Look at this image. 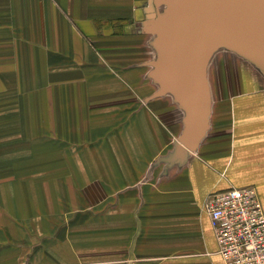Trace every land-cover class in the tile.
Masks as SVG:
<instances>
[{
    "label": "crops",
    "instance_id": "0c3cea01",
    "mask_svg": "<svg viewBox=\"0 0 264 264\" xmlns=\"http://www.w3.org/2000/svg\"><path fill=\"white\" fill-rule=\"evenodd\" d=\"M146 3L0 0V264H224L206 200L255 187L264 207L255 67L234 56L218 87L208 72L209 128L176 157L185 112L152 98Z\"/></svg>",
    "mask_w": 264,
    "mask_h": 264
},
{
    "label": "water",
    "instance_id": "95a60500",
    "mask_svg": "<svg viewBox=\"0 0 264 264\" xmlns=\"http://www.w3.org/2000/svg\"><path fill=\"white\" fill-rule=\"evenodd\" d=\"M144 14L142 29L157 54L149 63L158 87L152 98L171 95L185 112L174 150L184 156L209 128L215 53H235L264 76V0H147Z\"/></svg>",
    "mask_w": 264,
    "mask_h": 264
},
{
    "label": "built area",
    "instance_id": "2783aa9c",
    "mask_svg": "<svg viewBox=\"0 0 264 264\" xmlns=\"http://www.w3.org/2000/svg\"><path fill=\"white\" fill-rule=\"evenodd\" d=\"M224 264H264V207L257 188H230L205 202Z\"/></svg>",
    "mask_w": 264,
    "mask_h": 264
},
{
    "label": "rangeland",
    "instance_id": "374dc122",
    "mask_svg": "<svg viewBox=\"0 0 264 264\" xmlns=\"http://www.w3.org/2000/svg\"><path fill=\"white\" fill-rule=\"evenodd\" d=\"M219 51L220 52L215 53V55L213 56V58H212V60L210 62L209 68H208L209 77H211L212 86H217V87L222 84V82L220 81V70L219 69H221V67H222V70L225 72V74H227V71H228L229 68H228V66L227 67L225 66L226 62H231V60L233 62V60H236V58L234 57V56H236L235 53L232 54V52H229V51H226V50H219ZM220 62H222V65L220 64ZM236 62H237V60H236ZM254 69L255 70H253V71H254L255 75H257L258 77H260V79L264 83V76L256 68H254ZM0 70H3V65L2 64L0 65ZM227 78H228V74H227ZM15 80L16 81H19V77L14 76L12 78V81H13V84L12 85H16ZM3 81H4V78H3V73L1 71L0 72V82H2L1 84H3ZM34 81H35V79H33V82H31V83L29 82V83L30 84H34ZM220 82H221V84H220ZM157 89H158V87H157ZM77 138H78V134H77ZM19 145H20V143H19ZM34 153L35 152L32 151V153H31L32 156L27 158V162H28L27 164L29 166L30 165H36L37 159L35 160ZM17 158H18V160L15 161L14 159H17ZM12 160H13V162H11V165L12 166H14V165L17 166V165L24 164V162H21L20 161V159H19L18 156L17 157H14ZM44 175L46 176V177H44V179H42L43 176L41 175L42 176L41 177V180L40 179H37L36 180V177L37 176H36V174H33L28 179V181H27L30 189H32V186L35 187V185H37V186L39 185L38 188L43 189L42 185L45 184V183H47L46 182L47 181V177H49V174H44ZM38 192L41 195H45L46 194V192L44 190H40ZM28 193H35V192H33V191L30 190V191H28ZM42 211H43V208L41 206H39V205L38 206L31 207V214L35 215V217L37 215V212L39 214H41L40 212H42ZM30 239H32V238L30 237ZM32 241H35V239H32ZM33 256L34 255H31V258H33Z\"/></svg>",
    "mask_w": 264,
    "mask_h": 264
}]
</instances>
